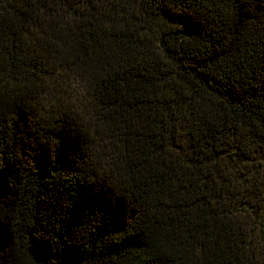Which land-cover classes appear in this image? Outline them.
<instances>
[{
  "label": "trees",
  "instance_id": "trees-1",
  "mask_svg": "<svg viewBox=\"0 0 264 264\" xmlns=\"http://www.w3.org/2000/svg\"><path fill=\"white\" fill-rule=\"evenodd\" d=\"M0 264H264V0H0Z\"/></svg>",
  "mask_w": 264,
  "mask_h": 264
}]
</instances>
